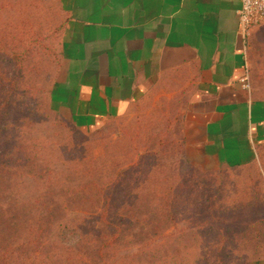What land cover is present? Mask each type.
I'll list each match as a JSON object with an SVG mask.
<instances>
[{"label": "trees", "instance_id": "16d2710c", "mask_svg": "<svg viewBox=\"0 0 264 264\" xmlns=\"http://www.w3.org/2000/svg\"><path fill=\"white\" fill-rule=\"evenodd\" d=\"M32 10L40 15L37 0H0V264H245L264 259V217L241 221L247 219L241 214L263 203L260 175L245 179L259 184L251 187L252 193L245 196L237 188L236 198L229 200L226 183L231 181L222 177L225 170L190 166L182 135L174 147L179 166L161 163L170 142L158 131L154 141L147 139L156 150L137 153L124 167L115 164L113 174L105 177L94 157L85 153L79 128L68 119L70 148L37 133L46 115L64 116L51 99L59 52L55 72H45L35 58L44 25L34 20ZM55 28L58 33L61 26ZM259 36L252 44L253 61L264 57V33ZM56 147L70 151L72 179L64 187H56L58 182L49 177L55 165H45ZM255 160L234 169L251 168ZM138 167L139 174H130ZM192 171L199 175L192 176ZM27 174L34 186L45 181L39 185L44 194L32 192V201L24 200L18 187L17 180ZM68 203L70 211L93 206L91 219L70 216V246L57 241L68 227L63 213ZM123 246L134 250L119 255ZM242 252L250 254L244 263L238 258Z\"/></svg>", "mask_w": 264, "mask_h": 264}, {"label": "crops", "instance_id": "0c3cea01", "mask_svg": "<svg viewBox=\"0 0 264 264\" xmlns=\"http://www.w3.org/2000/svg\"><path fill=\"white\" fill-rule=\"evenodd\" d=\"M56 2L62 21L52 107L76 127L95 128L130 111L170 78L185 89L181 135L190 166L213 172L255 158L264 141V98L251 89V49L264 24L244 39L240 0ZM245 70L249 90L239 81Z\"/></svg>", "mask_w": 264, "mask_h": 264}, {"label": "rangeland", "instance_id": "374dc122", "mask_svg": "<svg viewBox=\"0 0 264 264\" xmlns=\"http://www.w3.org/2000/svg\"><path fill=\"white\" fill-rule=\"evenodd\" d=\"M37 1L41 12L39 15L38 13H33L34 10H32V17L37 22L39 18L42 22L41 24L44 25V29L40 34L42 35L40 38L42 46L35 54V58L38 60L40 59L41 66L46 69L45 72L54 73V64L56 63V59L58 57V33L55 27L60 21H62V15L58 9L56 0ZM250 71L251 89L254 92V95L264 98V57L261 56L258 61H252ZM169 79L170 78L167 80H161L159 85H156V88L144 93L135 107L130 111L117 117H112L98 127L87 130L79 129L82 134V141L86 146L85 153L94 157L97 162V169H99V172L103 176L106 177L112 175L113 168L117 163L118 165L120 164L118 168L124 167L127 162L129 164L130 159H135L137 153L144 150H156V147H150V141H154V136H156L158 131H161L165 140L170 142V145L166 147L167 158L162 159L161 163H164L167 168H176L179 166V156L174 152V147L176 142L179 143L180 141L179 137L182 129L181 121L183 110L181 106L184 105L183 97L185 95V89L179 92V88L174 82L172 84V80ZM55 117L51 115H46L45 118L43 117L38 126V130L40 132L37 133L39 135L44 134V136L52 137L54 139L53 141L57 145H63L62 143L67 142L70 148V124L66 123L67 121L64 117L59 115ZM51 118H53V120H51ZM154 127L157 128V130L154 129ZM137 136H140V138L136 139ZM150 136H152V138L148 143L147 139H149ZM132 139H134V142ZM258 144H260V147H255L256 160L253 164L254 166L242 170L223 169L225 172L222 174V177L224 176V179L231 181L226 183L227 197L229 200L236 198L235 194L238 193L237 188H239V190L242 189L244 191L243 195L245 194L246 196L250 193L248 191L251 190L252 186L256 184L259 185L258 183H251L252 185L247 184L245 179L248 176L254 178V175H260L262 177L263 183L259 185L261 190L260 188L258 189L260 192L262 191V187H264V141ZM128 153H130L131 156H128ZM47 156H49L47 157L48 160L46 158L45 159L48 162H46L45 165L49 167H54L55 165L54 174L49 176L51 181L58 182L55 186L58 187L63 185L64 187L67 184H70V180L72 179V174H70V151H65L64 147H56L55 150L49 152ZM41 165H43V163ZM140 170L141 169L138 167V171L132 170L130 174L133 176L137 175ZM62 174L63 177L61 176ZM192 174V176L199 175L196 171H192ZM181 175L182 177L188 176L186 173L185 175L183 173ZM211 175L215 178L217 176L214 173H211ZM25 176V178L17 180L20 183L18 187L21 189V195L24 200H35V193L32 192H40L41 194H44L41 187L45 185V181H40L37 186H34L32 176L28 174ZM197 178L198 177H196V179ZM252 192L253 190H251V193ZM160 193L162 194L161 190ZM262 193L264 194V191H262ZM262 196L264 197V195ZM37 198L38 200L40 199L39 196ZM262 201L263 203L260 204V207L256 210L249 212L246 211L245 214H241V217L247 218L242 219L241 221L254 220L257 217H264V199H262ZM61 202H65L64 197L61 198ZM68 204L69 206H65V211L63 212L66 215L68 227L61 232L57 241H61L63 245L70 246V237L74 236V233L70 231V216H73L75 218L74 220L84 219L86 217L91 219L93 216L91 212L93 206L87 204L86 208H84L85 210L83 211H70V203ZM31 211L33 212V210ZM181 223H185L184 220ZM168 232H172V230L170 229ZM159 242L161 241L158 240L155 243ZM169 245L170 244L167 246ZM125 247L127 246L120 248L118 251L119 255H123L125 252L134 250V246H128V249ZM60 251L64 253L63 249H60ZM187 256L188 255H186V257ZM248 256H250L248 252H242L238 255V258L241 263H244Z\"/></svg>", "mask_w": 264, "mask_h": 264}, {"label": "built area", "instance_id": "2783aa9c", "mask_svg": "<svg viewBox=\"0 0 264 264\" xmlns=\"http://www.w3.org/2000/svg\"><path fill=\"white\" fill-rule=\"evenodd\" d=\"M241 5L237 10V20L239 31L245 39L249 36L252 29L264 24V0H240ZM242 88L249 90L250 83L247 70L239 79Z\"/></svg>", "mask_w": 264, "mask_h": 264}]
</instances>
